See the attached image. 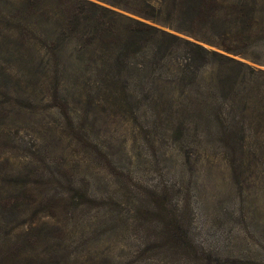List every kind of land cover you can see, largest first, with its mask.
Listing matches in <instances>:
<instances>
[{"label": "rangeland", "instance_id": "1", "mask_svg": "<svg viewBox=\"0 0 264 264\" xmlns=\"http://www.w3.org/2000/svg\"><path fill=\"white\" fill-rule=\"evenodd\" d=\"M43 91L36 70L0 65V192L36 177V193L59 202L0 217L2 244L35 227L36 258L58 264H264L262 162L249 157L236 175L220 146L169 119L64 110Z\"/></svg>", "mask_w": 264, "mask_h": 264}, {"label": "trees", "instance_id": "2", "mask_svg": "<svg viewBox=\"0 0 264 264\" xmlns=\"http://www.w3.org/2000/svg\"><path fill=\"white\" fill-rule=\"evenodd\" d=\"M239 59L264 67L259 0H0L1 66L36 70V87L64 110L75 101L169 119L220 146L236 175L249 157L264 164V69ZM33 181L0 192V217L59 205ZM29 232L0 242V264H58L52 252L36 258Z\"/></svg>", "mask_w": 264, "mask_h": 264}]
</instances>
